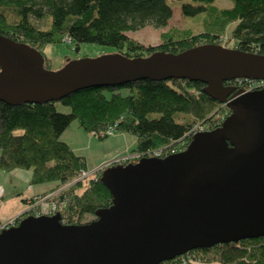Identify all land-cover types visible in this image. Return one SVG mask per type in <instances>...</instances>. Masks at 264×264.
<instances>
[{
  "label": "water",
  "instance_id": "water-1",
  "mask_svg": "<svg viewBox=\"0 0 264 264\" xmlns=\"http://www.w3.org/2000/svg\"><path fill=\"white\" fill-rule=\"evenodd\" d=\"M238 78L264 80V54L204 43L147 57L84 56L52 70L37 48L0 33V100L11 105L59 101L93 86L189 79L230 109L182 151L106 166L101 180L112 202L94 219L30 213L1 229L0 264H160L264 236V87L226 83Z\"/></svg>",
  "mask_w": 264,
  "mask_h": 264
},
{
  "label": "trees",
  "instance_id": "trees-1",
  "mask_svg": "<svg viewBox=\"0 0 264 264\" xmlns=\"http://www.w3.org/2000/svg\"><path fill=\"white\" fill-rule=\"evenodd\" d=\"M196 1L204 3H184L182 11L186 15L205 12L204 29L171 26L161 33L158 44H144L129 31L148 25L165 27L173 16L168 0H0V33L37 48L46 69H51L50 58L43 52L46 45L68 40L76 50L83 42H93L130 57H147L157 51L178 53L204 43L264 54V0H231L232 6L223 8L215 0ZM47 13L52 17L47 28L33 23L32 18H45ZM234 81L238 88L246 84ZM204 86L189 79L93 86L59 100L70 112L59 111L56 101L11 105L0 100V168L29 169L32 184L58 185L49 193L59 190L54 199L63 221L83 223L85 215L112 202V194L101 180L106 166L79 178L82 170H88L85 156L61 139L63 132L76 120L82 129L103 138L108 136L103 132L115 126L116 132L135 136L132 152L179 150L187 147L195 127L213 129L230 112ZM124 87L129 93L121 91ZM20 219L18 216L16 222ZM242 242L240 246L230 242L199 248L160 264H181L183 260L184 264H264V236Z\"/></svg>",
  "mask_w": 264,
  "mask_h": 264
},
{
  "label": "rangeland",
  "instance_id": "rangeland-1",
  "mask_svg": "<svg viewBox=\"0 0 264 264\" xmlns=\"http://www.w3.org/2000/svg\"><path fill=\"white\" fill-rule=\"evenodd\" d=\"M168 2L173 6V16L165 27L159 28L153 25H148L136 31H129V34L140 40L144 44H158L161 42V33L165 30H168L171 26H176L180 29L190 28L200 31L204 29L201 22L203 16L205 15V12L199 13L197 15H186L182 11V5L184 3L199 5L203 4L204 2L196 0H168ZM214 4L220 8L230 7L232 6V1L215 0ZM51 18V14L47 13L45 15V18H32V21L41 28H47L50 25ZM232 44L233 43L231 42L229 46H231ZM74 47L75 44L68 41L47 44L43 52L47 57L50 58V68L52 70H58L69 60L84 56L94 57L103 53L115 51L114 47L104 46L93 42L81 43L78 50H76ZM121 91L125 94L129 93V89L125 87L122 88ZM55 104L59 111L70 112V107L61 103L60 101H56ZM228 109H226L225 111L228 112ZM219 114L223 115L224 113L222 114L221 112ZM21 131L22 130L19 129L17 132L20 133ZM61 139L66 140L72 146V148L77 151L78 154L85 156L88 171L94 172L95 170H98L101 167L104 168L111 163H124L122 161L120 162L119 160L126 156L128 153L132 152L131 148H133V145L135 143L134 139L136 140L133 134L125 133L122 131H117L113 135H108L102 138L97 134L87 132L82 129L80 126H78L76 120L73 121V123L67 128V130H65V133L62 134ZM118 154L123 155L121 157L113 159L115 158V156H118ZM51 184V188L44 195L32 197L33 199L29 201V211L26 212L27 214H38L43 213V211L46 212L48 208L53 207L52 205L54 204V202L57 203L54 197L59 190L53 193H49V191L58 185H54V183ZM31 205H36L37 209L32 210ZM57 211L60 210L58 209ZM22 214L18 216L22 217ZM12 218L0 220V225L4 222H9L10 220H12ZM84 218V222L92 220L95 218V214H87L84 216ZM16 223L17 222L15 221V224ZM212 254L213 252L211 251L208 256H212Z\"/></svg>",
  "mask_w": 264,
  "mask_h": 264
},
{
  "label": "crops",
  "instance_id": "crops-1",
  "mask_svg": "<svg viewBox=\"0 0 264 264\" xmlns=\"http://www.w3.org/2000/svg\"><path fill=\"white\" fill-rule=\"evenodd\" d=\"M120 154L113 159L123 155ZM31 176L32 171L29 169L6 171L0 168V220L28 212L32 197L42 196L51 188V183L32 184Z\"/></svg>",
  "mask_w": 264,
  "mask_h": 264
},
{
  "label": "built area",
  "instance_id": "built-area-1",
  "mask_svg": "<svg viewBox=\"0 0 264 264\" xmlns=\"http://www.w3.org/2000/svg\"><path fill=\"white\" fill-rule=\"evenodd\" d=\"M70 41V40H68ZM242 81H245L247 86H244L243 88L245 90H251V89H256V88H260L264 85V80H255V79H243V78H238ZM203 130H209V129H204L203 126H197L192 130V135L198 131H203ZM116 132V128L115 126H110L105 132H103V134L106 135H113ZM184 145V143H182V146ZM186 148V146H183L182 148H180L179 150H175L174 148L169 149V151L161 148V149H156V150H151V151H144V152H131L128 153L126 156H124L123 158H121L119 161L124 162V163H128L127 161H131V162H136L138 161L140 158L142 157H150V156H155V157H164L166 155H169L171 153H175L178 151H182ZM96 172V170H95ZM94 171H88V170H82L81 174L79 176V178H85V177H89L95 174ZM92 174V175H90ZM54 202V201H52ZM50 206V205H49ZM53 207L48 208V210L45 212L43 211V213H38V214H52L53 212H56L59 209V206L57 203L54 202V204L52 205ZM32 210L37 209L36 205H31ZM34 207V209H33ZM16 221V217L12 218V220H10L9 222H4L3 224L0 225V229H4L9 227L10 225L15 224ZM234 244H236L237 246H240L241 244H243L242 240L237 241V242H232ZM190 257V256H189ZM190 259L192 260L193 258L190 257ZM196 262V260L194 261ZM186 263L185 260H183V262L181 264Z\"/></svg>",
  "mask_w": 264,
  "mask_h": 264
},
{
  "label": "flooded vegetation",
  "instance_id": "flooded-vegetation-1",
  "mask_svg": "<svg viewBox=\"0 0 264 264\" xmlns=\"http://www.w3.org/2000/svg\"><path fill=\"white\" fill-rule=\"evenodd\" d=\"M237 81V80H236ZM235 83V84H234ZM229 84H231V85H237V82H235L234 80L233 81H231V82H229Z\"/></svg>",
  "mask_w": 264,
  "mask_h": 264
}]
</instances>
